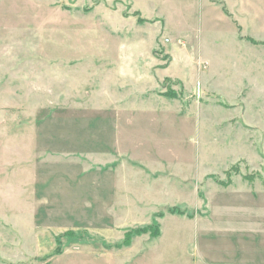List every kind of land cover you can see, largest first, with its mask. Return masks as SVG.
Here are the masks:
<instances>
[{
    "label": "rangeland",
    "instance_id": "rangeland-1",
    "mask_svg": "<svg viewBox=\"0 0 264 264\" xmlns=\"http://www.w3.org/2000/svg\"><path fill=\"white\" fill-rule=\"evenodd\" d=\"M116 10L101 0H0V264H113L115 249L127 256L128 235L114 244L120 238L110 231L112 218L106 227L90 217L84 230L36 234L32 218L18 212L22 196L103 193L101 184L109 183L103 168L128 161L136 172L130 177L137 178L128 192L174 200L179 204L169 211L189 215L198 194L208 199L226 194L232 183L264 184V42L212 30L200 41L168 43L167 32L154 42L139 40L129 35L137 18L126 19L127 8ZM260 14L252 28L258 26L261 37L264 9ZM175 45L180 48L170 76L184 82L164 80L146 102L151 118L143 121L138 113L134 127L122 129L132 136L137 163L99 153L116 141L111 97L118 94L114 86L129 52L142 57L134 60L139 73L148 68L144 59L152 57L151 49L160 68L170 64L166 52ZM136 85L130 92L143 98V81ZM244 121L258 129L247 130ZM158 177L162 183L149 192L144 182ZM255 195L264 204V190ZM66 204L50 206L57 214ZM199 209L206 212L208 205L200 202ZM154 229L155 222L137 234Z\"/></svg>",
    "mask_w": 264,
    "mask_h": 264
},
{
    "label": "crops",
    "instance_id": "crops-1",
    "mask_svg": "<svg viewBox=\"0 0 264 264\" xmlns=\"http://www.w3.org/2000/svg\"><path fill=\"white\" fill-rule=\"evenodd\" d=\"M101 1L108 7L117 5L118 13L127 8L130 14L126 19H130L131 15L137 18L134 21L136 29L131 30L129 35H134L139 40L148 39L154 42L167 32L170 34V39H166L168 43L170 40L177 43L200 41L204 32L212 30L214 33L230 31L242 42H264V35L260 37L258 26L252 28L253 22L257 23L263 18L260 13L264 9V0H255V4L254 0ZM196 26L205 29H196ZM179 48L175 45L170 53L166 52L173 61L163 68H160L162 65L157 63L158 58L153 54L154 49H151L152 57L144 59L148 68L141 69L139 73L135 67L138 61L134 60L142 57L135 52H129L132 55L121 64L118 72L119 84L114 86L118 94L111 97L117 119L116 141L111 149L104 147L99 153L118 155L137 163L132 160L131 154L134 142L128 140L132 136L128 131L123 133L122 129L126 131L134 127L138 113L143 121L151 118L154 110L146 102L152 101L154 90L162 86L164 80L177 79L184 82L182 78L170 76V67ZM137 80L143 81V98H137L134 92H130L131 88H136ZM102 89L104 94L109 92L110 95L109 90L104 87ZM155 97L159 100L165 98L159 95ZM243 123L247 130L258 129L245 121ZM141 166L146 171L147 168L143 164ZM133 168L128 161L115 169L103 168L104 173L109 176V183L106 185L103 181L101 189L104 192L96 195L22 196L20 202L24 205L18 208V212L32 218L36 234L62 233L63 230L67 232L72 226H79L84 230V227H89L87 224L90 217L101 219L99 224L106 227L105 221L112 218L110 231L118 235L116 238H120L114 244L121 245L125 235L132 234L128 248L124 249L128 250L127 256L121 258L118 255L120 250L116 249L111 253L113 264H264V204L259 203L258 196L255 195L259 190H264V184L257 180L239 186L232 183L225 189L226 194L210 196L208 199H203L198 194L192 202L197 209L189 215L185 209L181 210L184 212L169 211L172 209L170 206L179 204H174V200L152 201L150 194L128 192L133 180L137 179L130 177L136 173L130 172ZM161 179L163 177H158L151 183L144 182V187L152 193L156 185L162 183ZM52 202L69 204L56 214L50 206ZM184 202L181 201L182 205L179 206L183 208ZM200 202L208 205V211L199 209ZM42 210L44 216L40 218ZM27 211L31 213H26ZM154 222L158 229L138 236V229L153 227ZM153 232L156 234L153 235Z\"/></svg>",
    "mask_w": 264,
    "mask_h": 264
},
{
    "label": "trees",
    "instance_id": "trees-1",
    "mask_svg": "<svg viewBox=\"0 0 264 264\" xmlns=\"http://www.w3.org/2000/svg\"><path fill=\"white\" fill-rule=\"evenodd\" d=\"M141 232H145V230L144 231H136V233H141ZM131 235L132 234H128L126 241L128 240V242H130Z\"/></svg>",
    "mask_w": 264,
    "mask_h": 264
},
{
    "label": "built area",
    "instance_id": "built-area-1",
    "mask_svg": "<svg viewBox=\"0 0 264 264\" xmlns=\"http://www.w3.org/2000/svg\"><path fill=\"white\" fill-rule=\"evenodd\" d=\"M200 95H201V88H200V86H199V87H198V90H197V96L200 97Z\"/></svg>",
    "mask_w": 264,
    "mask_h": 264
}]
</instances>
